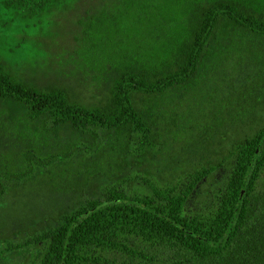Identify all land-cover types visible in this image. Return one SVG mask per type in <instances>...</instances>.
<instances>
[{
  "label": "trees",
  "instance_id": "1",
  "mask_svg": "<svg viewBox=\"0 0 264 264\" xmlns=\"http://www.w3.org/2000/svg\"><path fill=\"white\" fill-rule=\"evenodd\" d=\"M15 17L59 31L0 52V264H264V0H0Z\"/></svg>",
  "mask_w": 264,
  "mask_h": 264
},
{
  "label": "rangeland",
  "instance_id": "2",
  "mask_svg": "<svg viewBox=\"0 0 264 264\" xmlns=\"http://www.w3.org/2000/svg\"><path fill=\"white\" fill-rule=\"evenodd\" d=\"M66 17H67V14H61L60 16L57 17L58 20L61 21V25H65ZM22 20L23 19H20L19 17H15L13 18L11 22L6 23L5 25H0L1 58H3L5 61H11V65H12V60L17 61V62L26 61V64H28V61L31 58L30 55L34 56L33 53L38 54L36 49L38 47H42V46H39L38 42H41V45L46 46V44H48V41H49L50 54L57 52V49H53L52 40L54 39L53 34L59 31L58 26H57L58 23L56 26L50 25L47 28L48 33L51 36L50 39H48L47 37H45V35H43L44 37L38 36L37 33L34 32L35 30L34 25L23 27ZM23 33H24V36H23ZM20 37H25V39L22 40V38ZM9 49H11V51H9ZM42 52H40L39 55H41ZM47 61H48V58H47ZM52 63H53L52 67H55L54 62ZM12 68L14 69V67ZM27 81L32 82V81H36V79L33 78L32 80H27Z\"/></svg>",
  "mask_w": 264,
  "mask_h": 264
}]
</instances>
